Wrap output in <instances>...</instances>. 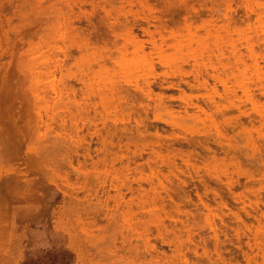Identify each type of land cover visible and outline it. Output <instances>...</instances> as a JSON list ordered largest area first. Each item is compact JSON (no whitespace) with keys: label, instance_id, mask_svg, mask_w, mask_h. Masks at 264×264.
Masks as SVG:
<instances>
[{"label":"rangeland","instance_id":"1","mask_svg":"<svg viewBox=\"0 0 264 264\" xmlns=\"http://www.w3.org/2000/svg\"><path fill=\"white\" fill-rule=\"evenodd\" d=\"M0 264H264V0H0Z\"/></svg>","mask_w":264,"mask_h":264},{"label":"bare ground","instance_id":"2","mask_svg":"<svg viewBox=\"0 0 264 264\" xmlns=\"http://www.w3.org/2000/svg\"><path fill=\"white\" fill-rule=\"evenodd\" d=\"M180 10V9H179ZM140 30H141V32L143 33V32H145L144 34H146L147 33V31H148V29L146 28H140ZM102 32V31H101ZM150 32V31H149ZM148 32V35L149 36H151L150 35V33ZM126 33V32H125ZM125 33H124V35H125ZM129 33H130V35H131V37L129 38L130 40V42L132 43V45H131V51L128 53L126 50H123V51H118V53H116V52H114V54L116 55V57L114 58V61L113 62H115V64L117 65V68L119 69V71L121 72V74H123L124 75V77L125 76H128V75H130L131 74V72L133 71V70H135V71H139V70H141L140 71V73L142 74L140 77H139V79L140 78H142V81H144V80H146V78H147V75L148 74H150L151 73V71L152 70H154L155 71V69H153V64H152V56H151V54H148L147 55V52H144V51H142V49H140L139 48V42H138V40L135 38V35L134 34H132L131 33V31H129ZM172 33V32H171ZM127 34V33H126ZM94 35V34H93ZM124 35H123V37H124ZM142 35V34H141ZM172 35V34H171ZM189 36V35H188ZM192 36V35H191ZM97 37V36H96ZM122 37V38H123ZM163 37V36H162ZM125 38V37H124ZM151 38H153L152 36H151ZM186 38V37H185ZM190 38V37H189ZM201 38V37H200ZM149 39V38H148ZM154 39V38H153ZM187 39V38H186ZM195 39V38H194ZM155 40V39H154ZM165 40V39H164ZM171 40V39H170ZM189 40V39H188ZM187 40V41H188ZM197 40H198V37H197ZM80 41V40H79ZM94 41V40H93ZM124 41V40H123ZM129 41H127V42H129ZM143 41V40H142ZM186 41V42H187ZM125 42V41H124ZM145 42V41H144ZM148 42V41H147ZM174 42V41H173ZM190 42V41H189ZM158 43V42H157ZM164 43V42H163ZM167 43V42H166ZM193 42L191 41V44H192ZM150 45H152V47L153 48H155L156 49V52H155V50H152V51H154L155 52V54L154 55H156V58H157V61H158V63L161 65V68H162V66L164 67V68H169L170 67V65H171V63H173V58L174 57H176L178 54H180V47L182 46V44H181V42L180 41H178V39L174 42V43H168V45L166 46V47H164V48H166L167 49V47H169L170 46V51L168 52L166 49H163L161 46H162V44H160V43H158L157 45L155 44V43H153V40H151L150 41V43H149ZM187 44H188V42H187ZM204 44V43H203ZM166 45V44H165ZM96 46V45H95ZM114 46V45H113ZM143 47V45H140V47ZM184 46V45H183ZM187 46V45H186ZM116 46H114V48H115ZM124 47V46H123ZM122 47V49H124ZM138 47V48H137ZM151 47V48H152ZM121 48V47H120ZM162 48V49H161ZM182 48V47H181ZM184 48V47H183ZM182 48V49H183ZM90 49L92 50H90L91 52L89 53V54H87L86 53V51H87V49L85 48V46L83 45V47L81 48V49H79V56H78V61L79 60H81V62L82 61H85V60H88L90 57L92 58V60H93V56H92V53L93 52H95V48L94 47H90ZM114 50V49H113ZM169 50V49H168ZM112 51V50H111ZM182 51V50H181ZM97 53V52H96ZM113 53V52H112ZM149 53H152V52H149ZM114 54H113V56H114ZM94 56H96V55H94ZM127 56H130L129 58L127 57ZM97 57V56H96ZM128 58V59H127ZM100 59V58H99ZM106 59V58H105ZM108 59V58H107ZM107 59H106V61H107ZM98 61V60H97ZM87 62V61H86ZM90 62H91V60H90ZM89 62V63H90ZM95 62V61H94ZM93 62V63H94ZM110 62V61H109ZM108 63V62H107ZM109 64V63H108ZM174 64V63H173ZM88 66V72L90 73V75H91V78L89 79L88 78V75L89 74H86V75H84L83 73H79L78 74V76H77V81L78 82H80V84H81V87H82V90H83V92L84 93H87V95H92V94H94L95 92L98 94V97H99V99H100V104L101 105H104L105 107H106V105H108V101H109V92H110V90H109V81L110 80H108L109 78H108V75L110 74V73H108L107 74V67L102 63V60H100L99 61V64H98V66H97V69L96 70H91L90 69V66L91 65H87ZM110 66V65H109ZM172 66H174V65H172ZM113 67V66H112ZM111 67V68H112ZM173 68H175V67H173ZM113 69H114V67H113ZM116 71V70H115ZM81 72V71H80ZM112 73H113V70H112ZM178 75V74H177ZM110 76V75H109ZM175 76V75H174ZM131 78V77H130ZM130 78H128V79H130ZM126 79V78H125ZM127 79V80H128ZM135 79H137V78H135ZM196 79V78H195ZM177 80V79H176ZM112 81V80H111ZM148 81V80H147ZM146 81V82H147ZM172 81V80H171ZM137 82V81H136ZM135 82V83H136ZM143 83V84H145L144 86H145V88L146 87H148V85H150L149 84V82H147V83ZM157 82V81H156ZM161 82H159L158 84H156V85H153V86H155V88L153 87V89H151L150 90V88L148 87V88H146V90L147 91H145V89H143L145 92H148L147 94H153L154 93V95H156V96H158V99H159V101L155 104V109L156 110H158V111H161V110H166V109H168V108H166L165 107V105H163V104H161L162 102H160L161 101V97H163V93L168 89L167 87V89H165L162 85H164V82L162 83V84H160ZM166 84H168V86L170 87V85L171 86H173L174 84L172 83V82H165ZM192 83H193V80H192ZM176 84V83H175ZM193 84H195V83H193ZM116 85V84H115ZM114 86V85H113ZM113 86H111V87H113ZM138 86V85H137ZM136 85H135V89H137L138 87H137ZM194 86V85H193ZM178 87H180V86H178ZM130 89V88H129ZM134 89V88H133ZM178 90H180V88H177ZM190 89V88H189ZM138 90V89H137ZM137 90H135V92H133V93H136V91ZM139 91V90H138ZM137 91V92H138ZM142 91V89H140V92ZM156 91V92H155ZM180 91H182V90H180ZM180 91H178V92H180ZM94 92V93H93ZM177 92V93H178ZM182 92H184V91H182ZM140 94V93H139ZM180 94V93H179ZM142 95V94H141ZM93 97H94V95H92ZM96 97V96H95ZM155 97V96H154ZM180 97V96H179ZM209 98V97H208ZM91 99V98H90ZM110 100H111V98H110ZM138 100V99H137ZM164 100H165V98H164ZM157 101V100H156ZM155 101V102H156ZM111 102V101H110ZM211 102V101H210ZM210 102H208V103H210ZM92 103V102H91ZM113 104H115V102H113ZM110 105V104H109ZM112 106V105H111ZM212 108V107H211ZM102 109H104V108H102ZM105 110V109H104ZM168 110H170V109H168ZM171 111V110H170ZM169 111V112H170ZM210 111V110H209ZM191 112V111H190ZM190 112H189V114L187 113V111H184V113H185V115H183V116H190V115H192V114H190ZM161 113V112H160ZM147 114V113H146ZM158 114V113H157ZM178 114V113H177ZM169 115V114H168ZM173 115H175L176 116V114H173ZM180 115H181V113H180ZM202 115H204V114H202ZM147 116V115H146ZM197 117V116H196ZM201 118H202V116H201ZM169 119V118H168ZM187 120V119H186ZM190 121V120H189ZM197 121V120H196ZM195 121V122H196ZM184 122V121H183ZM199 122V121H198ZM139 128V127H138ZM141 129V128H140ZM139 129V130H140ZM137 130V129H136ZM138 130V131H139ZM142 130V129H141ZM130 132V131H129ZM141 132H143V131H141ZM126 134V133H125ZM129 135V134H128ZM141 135V134H140ZM133 136V135H132ZM129 137V136H128ZM142 137V136H141ZM175 138V137H174ZM130 139H132V138H130ZM134 140H135V138H134ZM182 140H184V139H182ZM178 143H179V140H178ZM173 151V150H172ZM193 152V151H192ZM170 162V161H169ZM171 163V162H170ZM171 165V164H170ZM173 170V169H172ZM132 186H130V188H131ZM133 192V191H132ZM131 197V196H130ZM135 197V196H134ZM130 199V198H129Z\"/></svg>","mask_w":264,"mask_h":264}]
</instances>
